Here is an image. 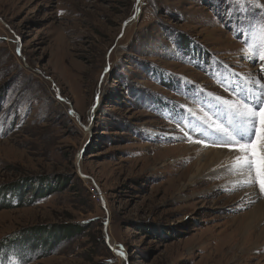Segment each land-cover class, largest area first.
<instances>
[{
  "label": "rangeland",
  "instance_id": "1",
  "mask_svg": "<svg viewBox=\"0 0 264 264\" xmlns=\"http://www.w3.org/2000/svg\"><path fill=\"white\" fill-rule=\"evenodd\" d=\"M230 2L0 0V260L264 264V222H242L264 197L224 190L231 173L186 189L212 147L167 118L259 75ZM68 224L85 228L48 249Z\"/></svg>",
  "mask_w": 264,
  "mask_h": 264
},
{
  "label": "snow or ice",
  "instance_id": "2",
  "mask_svg": "<svg viewBox=\"0 0 264 264\" xmlns=\"http://www.w3.org/2000/svg\"><path fill=\"white\" fill-rule=\"evenodd\" d=\"M232 3H235L239 15L245 17L238 34L243 36L245 31L248 32L241 55L259 63V75H250L242 82L228 81L227 78L220 80V85L227 84L230 89V97L203 89L190 91L191 106L187 101L177 104L181 111L170 112L167 118L178 129V139L233 153L232 160L224 167L241 179L224 190L253 188L264 196V0H231L229 9ZM20 52L17 48V53ZM180 79L192 83L187 77ZM119 254L124 255L123 252ZM25 255L14 254L0 260V264H27Z\"/></svg>",
  "mask_w": 264,
  "mask_h": 264
},
{
  "label": "bare ground",
  "instance_id": "3",
  "mask_svg": "<svg viewBox=\"0 0 264 264\" xmlns=\"http://www.w3.org/2000/svg\"><path fill=\"white\" fill-rule=\"evenodd\" d=\"M198 150H199V153L201 154V157L199 158V160L201 162L207 163V164H204L202 167L201 166L197 167L198 168L197 169L198 174L196 177L194 175L193 179L189 180L190 184L184 185V186H186L185 187L186 189H188L187 187H189L193 184L196 185L197 182H200V184H201L207 180L208 181L218 180V178H220L224 175H228V176L230 175V172L227 171L224 166H226L232 160V158H233L232 152H229L227 149H224V150L223 149H217L216 147L208 148L205 150H202L201 148H199ZM216 155L218 157L220 156V160L215 164L214 162H212V159ZM204 172H208V174H206V176L202 175L203 177H198L200 174H203ZM235 175H237V174H235ZM237 176L240 178L239 175H237ZM227 179L229 182L230 179H236V178L230 176L229 178H226V180ZM184 189H181L180 192L182 193V191H184ZM257 196L264 197V196H261L259 193L257 194ZM242 217L244 218L242 222L244 224L245 229H246V227L252 228L253 226H255L256 223H258V225H260L259 223H261V221L264 222V202L262 201L257 206H254L252 209V212H246V213L242 214Z\"/></svg>",
  "mask_w": 264,
  "mask_h": 264
},
{
  "label": "trees",
  "instance_id": "4",
  "mask_svg": "<svg viewBox=\"0 0 264 264\" xmlns=\"http://www.w3.org/2000/svg\"><path fill=\"white\" fill-rule=\"evenodd\" d=\"M183 43H185V41H183ZM64 182H68V179L65 180V178H62V179H59L58 180V188H63V185H66V183ZM56 185V184H55ZM48 186V185H47ZM51 190H53V188L51 187V189L48 190V194L51 192ZM59 227L58 228V232H55V233H58L57 234V237L59 238V240H51L49 241V248L48 249H51L54 247L55 244H57L58 242L61 243L63 242L62 239L63 238H69V237H73V236H76L77 234L83 232L85 226L83 225H78V224H68V225H63V226H57ZM49 229V232H50V229L51 227L48 228ZM54 232V231H53Z\"/></svg>",
  "mask_w": 264,
  "mask_h": 264
},
{
  "label": "water",
  "instance_id": "5",
  "mask_svg": "<svg viewBox=\"0 0 264 264\" xmlns=\"http://www.w3.org/2000/svg\"><path fill=\"white\" fill-rule=\"evenodd\" d=\"M107 239H109V236H107ZM118 252V251H117ZM118 253H120V252H118ZM122 257H123V255H121Z\"/></svg>",
  "mask_w": 264,
  "mask_h": 264
}]
</instances>
